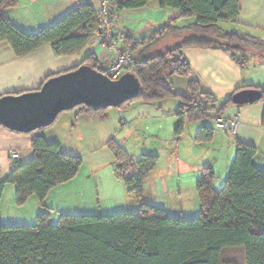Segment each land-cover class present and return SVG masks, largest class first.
<instances>
[{
    "label": "trees",
    "instance_id": "trees-1",
    "mask_svg": "<svg viewBox=\"0 0 264 264\" xmlns=\"http://www.w3.org/2000/svg\"><path fill=\"white\" fill-rule=\"evenodd\" d=\"M150 1L110 0L109 5L114 14L142 9ZM158 1L160 9L174 10L178 17L149 40H127L125 46L133 45V51L126 74L137 79L140 95L116 109L133 103L154 105L167 99L178 100L181 112L176 116L174 136L180 137L188 123L223 117L234 106L231 98L238 92L217 102L212 95L201 93L193 81L188 82L186 93L175 91L170 78H187L191 74L182 51H221L243 69L252 60L264 63V39L228 34L219 27L239 19L241 0ZM16 5V0H0V43H6L16 58L46 46L55 57L79 55L97 29L98 11L81 3L50 27L27 33L3 15ZM184 19L194 22L180 30L177 21ZM178 31L188 34V39L161 55L133 58L139 44H156ZM97 61L93 55L87 56L72 70L45 81L83 65L106 75L107 69L98 67ZM259 91V102L264 104V89ZM197 94L201 100H197ZM108 110L95 112L80 106L73 111L104 119ZM261 124L264 128V111ZM213 135V128L203 127L195 142L209 143ZM106 147L117 165L116 177L135 200L136 211L113 216L61 214L54 223L49 212L44 211L31 225L14 224L0 217V264H264V169L256 165L254 147L235 141L234 158L220 189L214 187L217 177L211 168L198 172L195 190L200 215L195 219H173L163 208L144 202V184L157 165V155L144 154L132 163L116 141L110 140ZM31 150L32 158L16 164L0 182V203L5 187L11 185L17 207H23L30 197L42 204L50 191L72 181L81 169L80 158L67 155L59 144L48 143L41 135L31 141ZM126 162L128 165L123 166ZM229 251H237V261L225 256Z\"/></svg>",
    "mask_w": 264,
    "mask_h": 264
},
{
    "label": "crops",
    "instance_id": "crops-1",
    "mask_svg": "<svg viewBox=\"0 0 264 264\" xmlns=\"http://www.w3.org/2000/svg\"><path fill=\"white\" fill-rule=\"evenodd\" d=\"M16 1V7L6 10L3 15L14 26L27 33H35L40 29L50 27L81 3H88L97 11L102 2V0ZM177 17L178 14L174 10L160 9L158 0L150 1L142 9L115 12L113 25L117 45H125L130 39L137 43L149 40L159 29ZM176 25L180 30L188 27L184 24V20H178ZM219 27L228 34L264 39V0H241L239 19L235 23L221 24ZM184 34L182 31L181 35L184 36ZM185 35L188 36V34ZM163 40L151 45L147 42L143 45L139 44L133 53V58L140 60L165 53L162 51L157 55L148 54L149 47L158 46ZM174 40L176 41L171 40L173 44L179 39ZM90 55L98 60L97 66L105 70L116 58L114 51L106 52L98 48V38L95 35L79 55L69 57H55L50 47L46 46L29 56L16 58L6 43H0V97L37 91L49 76L72 70ZM182 55L189 63L191 74L187 78H170L169 81L177 92L186 93L188 82L193 81L199 85L201 93L210 94L217 102H222L236 91L264 89V63L252 60L245 68L240 69L228 55L221 51L186 49L182 51ZM180 108L181 104L178 100L167 99L154 105L133 103L124 109L108 110L104 119L70 111L59 115L52 128L50 126L28 135L15 134L0 127V182L8 176L16 164H23L32 158L31 141L35 137L41 135L48 143L59 144L63 152L66 153L68 146L74 144L76 138L79 137L82 141L85 133L92 132L93 135H97V139L93 143L96 141L100 147L106 149V144L110 140L119 142L127 136L128 139H131L135 135L143 136L145 132H148L149 136L139 143L144 146L148 143L156 144V150L152 154L159 158L161 150L172 152L170 154L171 162L176 163L178 174L194 175L190 183L191 189L196 185L198 172L205 167L211 168L217 177L214 187L216 189L222 187L234 158L235 141L254 147L257 151L256 165L264 169V128L261 124L264 111L263 103L257 102L241 108L229 107L225 111L224 117L227 119L236 118L234 134L214 131L213 139L206 144L196 143L195 136L203 127L214 129L215 121L210 119H207L210 121L208 125L199 124L201 121L188 123L180 137L174 136V130L178 124L176 116L181 112ZM11 152H16L19 159L12 160ZM66 154L70 155V153ZM168 160L170 159L168 158ZM73 181L74 179L54 188L42 204L35 197H30L19 209L24 210L30 205L31 212L27 217L17 219H10L8 213H5L7 208L4 207L3 199L7 193H11V197H9L11 209L17 208L14 201V187L6 186L0 203L1 219L23 225L28 224L25 222H34L39 213L49 210L47 208L50 206L49 201L52 194L59 189H63V193L65 187L74 183ZM170 189L175 190L176 193L179 192L180 197L184 191L178 180L174 181ZM170 189L169 191H171ZM155 190L159 191L158 186L155 187ZM165 190H168V186H165ZM148 193L151 205L161 204V208L166 213H174L173 210L164 207L163 203L152 201L156 195H152L150 191ZM143 195H145V191ZM157 197L159 196L157 195ZM59 207L62 208H59L60 214H70V209L74 206L59 205ZM131 208L136 210L137 206L132 205ZM198 210L200 212L199 200Z\"/></svg>",
    "mask_w": 264,
    "mask_h": 264
},
{
    "label": "rangeland",
    "instance_id": "rangeland-1",
    "mask_svg": "<svg viewBox=\"0 0 264 264\" xmlns=\"http://www.w3.org/2000/svg\"><path fill=\"white\" fill-rule=\"evenodd\" d=\"M194 22L193 19H184V24L189 26ZM183 24V23H181ZM180 26V24L178 23ZM231 31V30H226ZM186 34V33H185ZM176 32L165 38L158 46L149 47V55H157L162 51L166 52L175 47L179 41H184L188 39V36ZM174 39H179L178 42ZM173 40V41H171ZM171 41V42H170ZM177 43V44H176ZM171 45H173L171 47ZM202 98L198 97L197 100ZM113 110V109H109ZM56 124V123H55ZM199 124H210L209 120H203ZM52 125L50 128H52ZM93 133V132H92ZM92 133H85L82 141L79 137L76 138L74 144H70L67 148L66 153H70L71 156H76L80 158L82 166L78 175L74 178V183L59 189L56 193L52 194L50 198L49 210H43L49 212L51 215V222L54 223L61 211L59 205L63 207L74 206L70 209L71 213L68 215H80V216H113L118 214L132 213L136 210H132V205L135 204V200L130 197L127 193V189L120 179L115 175V170L117 165L115 164L114 158L108 149L100 147L94 140L97 139V135ZM148 132L142 135H135L134 138L121 139L117 143L127 152L128 158L132 163L138 162L142 155L152 154L156 150V144H146L141 145V142L147 135ZM85 139V140H84ZM167 149V148H165ZM160 158L157 162L155 169L149 174V177L144 184V202L150 204V194L148 191L152 192V195H156L152 201L163 203L164 207H168L174 213H167L170 218L173 219H195L200 215L198 210V197L196 194L195 186L191 189L190 183L194 175H181L178 174V167L174 162H171L170 154L167 150L159 151ZM168 158L170 160H168ZM184 158V156H182ZM128 163H124L123 166H127ZM178 180L182 184L184 189L181 197L179 192L176 193L175 190H171V185L174 181ZM167 183V184H166ZM158 186V192H156L155 187ZM165 186H168V190H165ZM64 188V187H62ZM169 189L171 191H169ZM157 195L159 197H157ZM11 193H7L3 199L4 207L7 208L5 213H8L10 219L25 218L31 212L30 205H28L24 210L19 209V207L11 209V201L9 200ZM77 205V206H76ZM159 205V206H158ZM161 204H157L156 207H161ZM13 206V205H12ZM60 208V209H59ZM64 209V208H63ZM169 210V211H170ZM69 213V212H68ZM11 215V216H9ZM24 215V217H23ZM29 221V220H28ZM27 225H31L34 222H25ZM225 256L239 258L237 251L226 252Z\"/></svg>",
    "mask_w": 264,
    "mask_h": 264
},
{
    "label": "water",
    "instance_id": "water-1",
    "mask_svg": "<svg viewBox=\"0 0 264 264\" xmlns=\"http://www.w3.org/2000/svg\"><path fill=\"white\" fill-rule=\"evenodd\" d=\"M140 85L130 74L116 81L88 65L45 81L39 90L0 97V127L28 135L54 124L59 115L84 106L92 111L116 109L137 99ZM259 90L245 89L235 93L234 106L259 102Z\"/></svg>",
    "mask_w": 264,
    "mask_h": 264
},
{
    "label": "built area",
    "instance_id": "built-area-1",
    "mask_svg": "<svg viewBox=\"0 0 264 264\" xmlns=\"http://www.w3.org/2000/svg\"><path fill=\"white\" fill-rule=\"evenodd\" d=\"M110 0H102L98 11V24L94 35L98 38V48L106 52H115L116 58L108 67L106 75L110 80L116 81L127 71L133 51V45H117L113 25V10L109 5ZM236 118L227 119L224 116L215 120L214 131L233 135L235 132ZM12 160L19 159L16 152L10 153Z\"/></svg>",
    "mask_w": 264,
    "mask_h": 264
}]
</instances>
